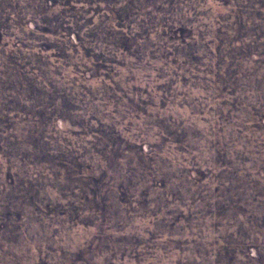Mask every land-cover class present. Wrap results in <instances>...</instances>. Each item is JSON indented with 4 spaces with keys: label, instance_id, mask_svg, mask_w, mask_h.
Here are the masks:
<instances>
[{
    "label": "rangeland",
    "instance_id": "374dc122",
    "mask_svg": "<svg viewBox=\"0 0 264 264\" xmlns=\"http://www.w3.org/2000/svg\"><path fill=\"white\" fill-rule=\"evenodd\" d=\"M263 193L264 0H0V264H264Z\"/></svg>",
    "mask_w": 264,
    "mask_h": 264
},
{
    "label": "trees",
    "instance_id": "16d2710c",
    "mask_svg": "<svg viewBox=\"0 0 264 264\" xmlns=\"http://www.w3.org/2000/svg\"><path fill=\"white\" fill-rule=\"evenodd\" d=\"M126 38V37H125ZM128 39V37H127ZM260 202L262 204L263 207L259 206L260 210H264V193L261 196L260 200H257L255 198H252L250 200V202ZM247 204H250L249 202ZM248 221V219H246ZM239 229L237 230L236 233H233L234 239H236L234 242H232L234 245H237L235 242L239 241L240 245L243 246V250H233V253H235L236 255H240L242 258H247L248 257V253L244 252V250H246V247L250 246V245H255V247H259L261 244H259L257 242V239L253 236V233L255 235V231L253 230V232L251 234H246V232L244 231V229L241 226H238ZM264 228V227H263ZM244 232V233H243ZM240 240H243V242H240ZM226 251V250H225ZM228 255V254H227ZM225 255V256H227ZM257 258H260L259 255H257Z\"/></svg>",
    "mask_w": 264,
    "mask_h": 264
}]
</instances>
